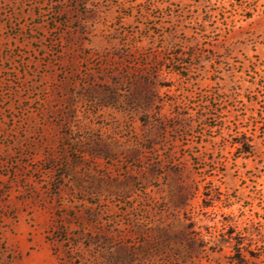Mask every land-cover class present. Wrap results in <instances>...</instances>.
I'll list each match as a JSON object with an SVG mask.
<instances>
[{"label": "rangeland", "instance_id": "obj_1", "mask_svg": "<svg viewBox=\"0 0 264 264\" xmlns=\"http://www.w3.org/2000/svg\"><path fill=\"white\" fill-rule=\"evenodd\" d=\"M0 264H264V0H0Z\"/></svg>", "mask_w": 264, "mask_h": 264}, {"label": "trees", "instance_id": "obj_2", "mask_svg": "<svg viewBox=\"0 0 264 264\" xmlns=\"http://www.w3.org/2000/svg\"><path fill=\"white\" fill-rule=\"evenodd\" d=\"M243 145V144H242Z\"/></svg>", "mask_w": 264, "mask_h": 264}]
</instances>
